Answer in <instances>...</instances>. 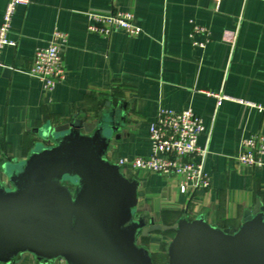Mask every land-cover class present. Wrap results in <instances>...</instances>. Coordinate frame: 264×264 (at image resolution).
Here are the masks:
<instances>
[{
  "label": "crops",
  "instance_id": "0c3cea01",
  "mask_svg": "<svg viewBox=\"0 0 264 264\" xmlns=\"http://www.w3.org/2000/svg\"><path fill=\"white\" fill-rule=\"evenodd\" d=\"M7 0H0V24ZM129 10L142 28L137 35L88 30V13ZM205 28L194 32V26ZM67 34L62 48L65 77L52 89L30 74L37 47L53 33ZM0 66V177L5 162L29 156L48 143L49 127L79 120L85 128L112 110L119 126L108 157L148 156L149 124L161 107H192L204 130L208 188L180 191L181 175L126 169L139 182L138 211L148 221L172 225L201 214L220 228L237 229L246 211L264 206V164H239L242 139L264 136V0H31L18 5ZM218 95L225 96L218 104ZM175 232L150 233L140 244L155 264ZM10 264L39 262L28 252Z\"/></svg>",
  "mask_w": 264,
  "mask_h": 264
},
{
  "label": "water",
  "instance_id": "95a60500",
  "mask_svg": "<svg viewBox=\"0 0 264 264\" xmlns=\"http://www.w3.org/2000/svg\"><path fill=\"white\" fill-rule=\"evenodd\" d=\"M112 110L92 128L74 120L49 127L29 156L3 164L0 264L24 252L39 262L155 264L140 244L173 230L167 264H264V206L246 211L239 228L210 224L204 214L172 225L138 211L139 182L108 157L119 126Z\"/></svg>",
  "mask_w": 264,
  "mask_h": 264
},
{
  "label": "built area",
  "instance_id": "2783aa9c",
  "mask_svg": "<svg viewBox=\"0 0 264 264\" xmlns=\"http://www.w3.org/2000/svg\"><path fill=\"white\" fill-rule=\"evenodd\" d=\"M31 0H7L0 24V66L8 67L1 60L5 46H15L16 41L9 37L12 19L18 5H27ZM88 30L102 36H109L114 29H122L137 35L142 28L134 22V14L129 10L112 12L91 11L88 13ZM205 28L194 26V32ZM67 42V34L56 30L52 40L45 46L36 48L30 74L40 80L46 90H52L64 77L62 48ZM218 104L225 96L218 95ZM204 130L202 118L187 107L181 110L161 107L157 116L149 124L151 151L148 156L122 157L117 163L125 169L147 170L167 176L181 175L180 191L208 188L211 179L205 171L204 162L207 150L198 144ZM242 152L237 157L239 164L261 166L264 164V136L251 134L242 139Z\"/></svg>",
  "mask_w": 264,
  "mask_h": 264
},
{
  "label": "rangeland",
  "instance_id": "374dc122",
  "mask_svg": "<svg viewBox=\"0 0 264 264\" xmlns=\"http://www.w3.org/2000/svg\"><path fill=\"white\" fill-rule=\"evenodd\" d=\"M163 258H164V262L163 263L164 264H167V262H168V255H167L166 252L164 253V257Z\"/></svg>",
  "mask_w": 264,
  "mask_h": 264
}]
</instances>
